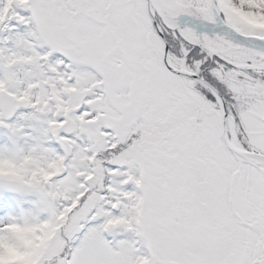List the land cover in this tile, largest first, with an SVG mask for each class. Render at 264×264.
Listing matches in <instances>:
<instances>
[{
    "label": "snow or ice",
    "instance_id": "obj_1",
    "mask_svg": "<svg viewBox=\"0 0 264 264\" xmlns=\"http://www.w3.org/2000/svg\"><path fill=\"white\" fill-rule=\"evenodd\" d=\"M0 264H264V0H0Z\"/></svg>",
    "mask_w": 264,
    "mask_h": 264
}]
</instances>
